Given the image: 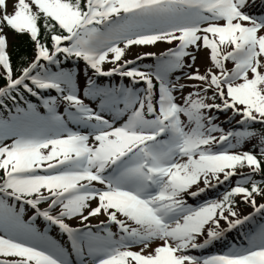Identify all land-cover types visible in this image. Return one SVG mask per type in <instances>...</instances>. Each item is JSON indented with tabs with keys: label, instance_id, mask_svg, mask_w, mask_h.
Returning a JSON list of instances; mask_svg holds the SVG:
<instances>
[{
	"label": "snow or ice",
	"instance_id": "obj_1",
	"mask_svg": "<svg viewBox=\"0 0 264 264\" xmlns=\"http://www.w3.org/2000/svg\"><path fill=\"white\" fill-rule=\"evenodd\" d=\"M257 7L264 0H0V107L9 112L0 113V264H264V227L245 234L246 246L187 254L251 222L236 197L264 216L256 200L264 198V131L253 127L264 125V12ZM18 35L28 36L35 55L14 76L10 47ZM174 42L159 55L124 59L132 46ZM202 51L211 65L203 73L195 66ZM149 57L157 63L134 66ZM71 59L84 69L62 66ZM177 71L183 77L174 82ZM114 76L128 83L97 82ZM21 89L40 96L47 113L19 106ZM41 90L59 96L44 98ZM215 113L225 123L240 116L242 130L226 132ZM251 139L256 152L231 151ZM238 175L221 199L187 204L185 195L196 198ZM101 215L107 221L93 231L86 222ZM38 218L57 227L67 246L39 230Z\"/></svg>",
	"mask_w": 264,
	"mask_h": 264
},
{
	"label": "rangeland",
	"instance_id": "obj_2",
	"mask_svg": "<svg viewBox=\"0 0 264 264\" xmlns=\"http://www.w3.org/2000/svg\"><path fill=\"white\" fill-rule=\"evenodd\" d=\"M9 11H11V8H9ZM254 13H261V12H264V9L263 8H254L252 10ZM20 35L16 36L19 37ZM16 38L11 42V47H10V51H11V48L13 46V42H15ZM176 46V42H174L173 44H167V43H157L156 45L154 46H132L130 49H128L126 51V55L124 57L125 60H128V59H135V57L137 56V54H143V53H146V52H154L156 53L157 55H159L160 53L162 52H165L167 51L169 48H173ZM120 47H124V44L121 43L120 44ZM34 55H35V50H34V53H33V56H32V59L34 58ZM208 53L207 51H202L201 53L198 54V58L196 60V67L199 68L200 72L203 73L205 71V69L207 67H210V63L208 61ZM111 58V56H110ZM147 60L149 59H155L154 57H149V58H146ZM146 59H143V60H139L137 61V63L134 65L135 67H138L142 70V67H143V62L146 60ZM157 62H155L156 64ZM112 65L110 64H105L104 67L105 69L107 68H110ZM233 65L231 64V62L228 63V67L231 68ZM185 71H189L188 69H186ZM19 75V74H18ZM18 75H14V76H18ZM176 76H181L183 77V73L182 72H174L172 74V78H173V81L175 82V77ZM181 82H186L184 81L183 79L181 80ZM191 83V82H189ZM191 90V89H185V93L184 94H187V92ZM219 102V101H217ZM91 106L93 107H96V104L91 102L89 103ZM37 110L41 113V114H45L43 112V110L37 106ZM62 115H65L64 111H61L60 112ZM217 116H218V119L215 121V123L219 124L221 127L224 128V130L227 132L229 130H232V129H241L242 126L239 125L238 123H236V121L240 120L241 117L240 116H236L234 120H232L230 123H225V116L223 114H220V113H215ZM106 118H109L111 120V116L110 115H107L106 114ZM124 119L125 118H121V119H118L115 121V126L119 127L123 122H124ZM261 125H256L254 127H260ZM68 127L70 129H72L73 131H80L82 133H88L90 132L91 130L90 129H85L83 127H80L78 125H75V124H72V123H69L68 124ZM215 135L219 136L220 133H215ZM5 143H11V140H7L5 141ZM90 143H94V141H90ZM245 147H242V146H238L236 149H231V151H250V148H251V145H244ZM223 147L224 145H214L213 146V150H223ZM238 172H240V170L238 169L237 170ZM248 171V170H247ZM236 177V176H235ZM234 177L232 178L231 181L229 182H225L221 185H219V187H213V188H210L208 189L203 195L202 197H197L195 199L193 198H190L191 196H188V195H185V200L187 202V204L191 207H199L200 205H202L203 203H205L206 201H211V200H217V199H221V195L222 193L226 190V189H229L231 187V184H232V181H233ZM97 187H99V185H96ZM203 185H201L202 187ZM256 200H257V204H260V203H264V198L258 196L256 197ZM95 201L92 202L93 206H95ZM236 208H237V211H239L242 215L248 213V212H252L253 208L249 205V204H246L242 201V199L240 198V202L236 205ZM29 213H25L24 215V219L25 220H28L29 219ZM87 214V213H85ZM101 221H107V217L104 216V215H101V216H98V217H92L90 218V220L88 222H86L89 226H91L93 228L94 231L97 230V225L100 224ZM264 216H262L261 214H257L252 220L250 223H246L244 225H242L241 227L233 230L230 234L226 233L225 235V238L218 241V242H215L213 243L211 246L207 247L206 249H193L191 251H189L187 254L189 255H194V256H197V257H206V256H211V255H216V254H223L225 253L226 251H228V248H229V245H232V243L234 242L235 240V235L238 233V232H241V233H249L251 230L253 229H256L258 227H264ZM39 223V222H38ZM35 224L36 227L41 230V231H44L45 228H43V224L44 223H39V224ZM73 225H81V226H84L83 224H80L79 221H72ZM221 225L222 227H226L225 225V222L224 221H221ZM109 227H111V230L113 232H118V228L114 225H108ZM51 231V232H50ZM50 234L48 235L49 237H51L52 239H55L57 241H59L62 245L64 246H67L66 245V241L65 239H63L61 236H58V234L56 233V229L55 228H51L50 230ZM48 232V233H49ZM246 233V234H247ZM228 234V236H227ZM202 240V238H201ZM198 242H200V240H198ZM152 247H155V244L152 245ZM237 247H240V246H237ZM132 250L134 251H139V247H134ZM152 249L149 248L148 251H151Z\"/></svg>",
	"mask_w": 264,
	"mask_h": 264
},
{
	"label": "trees",
	"instance_id": "obj_3",
	"mask_svg": "<svg viewBox=\"0 0 264 264\" xmlns=\"http://www.w3.org/2000/svg\"><path fill=\"white\" fill-rule=\"evenodd\" d=\"M34 50H35V46H34V44L32 42H30V40H29L27 35H20L19 37L16 38L15 42H13V46H12L11 51H10L11 52V56H12V61H13V67H14V75L20 74L18 69L20 67H22V66H27L32 61V56H33ZM144 65H152V61H146L144 63ZM62 66L65 67L66 69H71L73 71L84 69V63L82 61L76 62L74 59H71V60H69L67 62H63ZM80 75L82 77L83 76V72H81ZM115 79L117 81L120 80L119 77H116ZM98 80H99L98 83H101V84H106L107 83L106 79H101L100 78ZM80 82L82 83V80ZM3 83L4 82L2 80H0V85H2ZM124 83L127 84L128 80L126 79L124 81ZM140 87H143V86H140ZM29 99H30L31 103L36 104L37 106L40 107V105H39L37 100H35L32 97H29ZM8 103L13 106V104L11 103L10 100H8ZM65 107H66V104L63 101H61L58 104L57 108H58V110L61 111L63 108L65 109ZM64 109H63V111H64ZM0 113H3L4 118L8 117V113L6 112V110L3 107H0ZM258 125H260V124H258ZM254 126H256V125H254ZM254 128L257 131H264V125H261L260 127H254ZM246 144L247 145H251L250 150H252L254 152H256L258 150L259 145H258V141L256 139H251V140L245 142V145ZM243 170L245 171L247 169H243ZM2 175H3V173L0 172V176H2ZM239 178H240L239 176L234 177V179L232 181V184H231V187L228 190H226L222 194V196L227 191H229L232 187L235 186L236 181ZM253 179L259 183L261 181V174L254 175ZM222 196H221V198H222ZM239 198L240 197H236L235 198L236 199V205L239 203ZM9 203H12V201L10 200Z\"/></svg>",
	"mask_w": 264,
	"mask_h": 264
},
{
	"label": "bare ground",
	"instance_id": "obj_4",
	"mask_svg": "<svg viewBox=\"0 0 264 264\" xmlns=\"http://www.w3.org/2000/svg\"><path fill=\"white\" fill-rule=\"evenodd\" d=\"M260 3V0H257V4H259ZM251 212V211H250ZM249 213V212H248ZM247 214V213H246ZM246 214H244V215H246ZM227 236H228V234H227Z\"/></svg>",
	"mask_w": 264,
	"mask_h": 264
}]
</instances>
